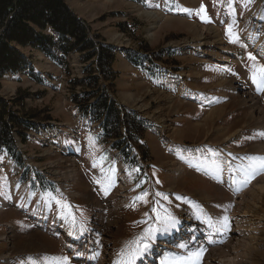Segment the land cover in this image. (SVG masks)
Listing matches in <instances>:
<instances>
[{
    "label": "rangeland",
    "instance_id": "374dc122",
    "mask_svg": "<svg viewBox=\"0 0 264 264\" xmlns=\"http://www.w3.org/2000/svg\"><path fill=\"white\" fill-rule=\"evenodd\" d=\"M64 1L89 28L90 34L99 37L100 42L116 50L119 48V52L126 57L138 58L141 70L133 67L132 72H125L118 65L116 57L113 70L118 72L117 78L113 79L111 85L99 80V85L108 88L111 99L122 109L123 114L138 123V130L130 131L136 140L125 144L126 140L122 139L127 138L128 133L121 128L119 145L122 147L120 151L113 149V139L105 142L97 134L98 128L93 123H87L82 113L71 105L73 94L81 96L84 90L95 89L96 85L88 77L96 73L85 71L86 64L79 61L77 54L67 58L69 73L65 74L42 55L28 49L22 50L26 57H30L35 73L39 74L42 82L36 83L24 75L20 80L7 76L1 81L0 99L12 100L24 96V105L32 110L34 121L38 124V130L27 132L26 143L17 141L19 161L14 162L11 158L7 160L0 155V199L10 201V207L5 206L0 212V256L10 249L9 237L11 243H20L21 250L27 244L31 249L24 254L11 255L14 257L12 264H40L36 257L41 258L42 264H55L60 260L63 262L64 257L68 258V252L60 242L45 227H38V217L48 216L46 218L49 219L52 214L59 212L68 226L73 224V218H77L87 228L93 241L98 242L94 248L100 253L107 252L108 248L112 253L106 257L111 256V260L115 261L126 245L141 236L145 228L155 224V216L151 211L153 207L159 211L167 209L177 221L186 217V210L196 215V194H209L211 198L208 200L217 210L226 207L229 193L219 186L221 166H215L211 147L223 140L220 128L224 126L233 132L242 127L237 126L236 121L249 115L238 101V93L245 95L250 92L244 80L245 74L239 72L240 75L235 77L231 74L235 72V67L226 68L229 73L232 71L225 79L226 86L233 82L235 90L226 91L217 85L224 64L212 59L201 65V56H195L190 46L193 40L201 38L200 28L218 25L223 46L243 47L240 34H246L248 17L258 14V24L264 25V0H252L251 3L247 0ZM201 5L205 6L208 22L197 14ZM151 12H156L161 20H151L147 15ZM155 23L158 28L149 38L150 28ZM207 35L214 36V31ZM225 39L235 46H229ZM230 39L235 42H230ZM250 55L255 60L250 59ZM243 63H246L244 68L248 77H252L254 66H264L248 47ZM197 70L203 74L200 84L195 82ZM47 74L51 78H47ZM241 77L243 82L239 81ZM179 90L184 94L176 97ZM190 92L195 93L196 97H206L212 101L221 95L224 98L212 104L207 103V100L205 103H195L188 99ZM88 101L91 102L92 97ZM198 121L199 129L195 127ZM253 126L251 123L249 127L253 129ZM173 128L181 129V139L168 135ZM251 129L244 130L225 144L243 161L248 158L240 156V149L254 156L247 162L251 169L246 168L238 179L240 189L247 184L243 183L244 173L257 170L261 174L264 162V157L246 148L257 142L260 136ZM77 130L81 131L79 138L72 141L69 133L76 135ZM167 145L173 146L174 153L169 152ZM57 147H62L59 149L64 158L62 162L59 161L60 157L52 154ZM253 148L256 149L257 145L254 144ZM76 149H79V153L76 152L78 154L73 153ZM192 150L211 157L198 161L191 158L186 166L184 163L187 160L182 151L188 155ZM227 155L237 164L233 172L239 174L241 163L236 161L239 159L230 152ZM177 162L182 163L184 170L173 173L171 168ZM166 163H170L171 167ZM74 171L79 175L74 178L77 181L75 184L71 180ZM124 174L127 175L128 192L124 191V197L118 200L114 195L118 194L119 177ZM256 178L251 179L252 182ZM258 181L264 185V171ZM11 183L15 184V193L10 190ZM66 183L78 196L62 194ZM22 190L29 191L27 208ZM143 193H147V203L136 199ZM156 193L167 196V200ZM253 193L257 195L258 189ZM40 198L47 202L49 213L36 218L26 217L27 209L37 213L35 209L39 207L35 206ZM56 201L66 207H61ZM254 201L258 202V197H254L252 203L258 217L264 218V208ZM8 224L13 225L16 233L10 232L12 229ZM30 236L36 241H30ZM260 242L264 244V238ZM106 262L109 263L108 260Z\"/></svg>",
    "mask_w": 264,
    "mask_h": 264
},
{
    "label": "bare ground",
    "instance_id": "6f19581e",
    "mask_svg": "<svg viewBox=\"0 0 264 264\" xmlns=\"http://www.w3.org/2000/svg\"><path fill=\"white\" fill-rule=\"evenodd\" d=\"M147 15H149L151 20H155V21L161 20V18L158 16L156 12H151L149 14L147 13ZM258 16H259L258 14H255L254 17L250 15V17H248V24L246 25V30H247L246 34L242 35L245 32L240 34L241 44L244 48L223 46L224 41L219 32L220 28L218 25L214 26L213 28L212 27L200 28L201 38H197L193 40L192 42L193 44L190 46L191 49H194L195 56L197 57L201 56L199 57L202 62L201 65L208 63V61L212 59L224 64V67H222L223 69L221 70L222 75L218 78L217 85L219 87L225 88L226 91L228 92L234 90L233 82H230L227 87L226 86L227 83L225 79L228 77V75L231 74H234L235 77L236 75H240L238 71L239 70L238 66H240L242 62H244L245 49L247 47L250 49L252 53H254L255 56L260 58V60L263 62L264 65V25L258 24L259 21ZM220 26H221V22H220ZM157 28H158L157 23L151 26L150 28L151 32L149 33V38L153 37V31L156 30ZM211 31H214V36L207 35ZM242 39L244 41H242ZM225 41L229 46H235V45H230L227 39H225ZM183 46L185 47L186 45ZM233 66L235 67L234 68L235 72L231 73L232 72L231 71L230 74L228 72V69L229 67L233 69ZM199 70H197L195 73L196 84H200L201 83L200 80H202L203 77V74L201 72H198ZM239 79L240 82H243L242 77ZM244 80L247 83V89L250 92L246 93L245 95H243L242 93H238L240 97L238 101L240 105L244 108L245 112L247 111L249 112V115L248 116L245 115L246 117H243L238 123H236L237 126L242 125V127H239V129L233 132H231L230 129L228 131V128L224 126L220 128L221 129L220 132L223 140L221 139L222 140L221 142L217 143V145L214 144V146L211 147L214 151V155L212 157H214L215 159V166L220 164L221 167L223 168V171L222 168L220 171L219 186H221L224 191L229 193L228 205L226 207H222L220 210H217L216 209L217 207L212 206V204L209 202L208 199L211 198L209 194L206 193L204 194V196L196 194L195 196L196 197L198 196L196 199L197 200L196 204L198 205L196 215L194 216L195 212L191 210H186L187 211L186 217L184 219H178V223L176 227L170 228L167 233H162V234L159 233L155 238V242L152 244L150 250L147 253H144L143 255L138 257L135 260V264H161V260L164 259L166 256L168 258H173V256H176V254H178L179 256H186L188 255L189 252L198 251L200 249L205 250L201 264H255V262H257L258 264H264V244L260 242L263 241L264 238V218L258 217L257 212L255 210V206L252 203L253 198L258 197V202L254 201V203L257 205H261L262 208H264V185L259 184L260 182L258 181L263 176L264 170H262L259 176L256 175L254 177L256 178L258 176L253 182L252 180L254 178L250 182H248L245 185V188L244 187L243 189L238 188V185L240 184L238 179L246 168L251 169L247 164V162L251 161V158H253L254 156H252V154L248 155L246 154V151L240 149L239 150L241 152L240 156L245 155L248 158L246 161H243L241 157H238L237 153H235L234 151L232 152V150L227 148V146L225 145L226 142L231 140V138H233L236 135L237 136L240 135V133L243 132L244 129L250 128L249 127L250 124L253 123L254 125L253 130L258 132L260 136L258 138V141L256 143H253L247 149L248 151L254 152L257 155L264 157V135H262L264 134V91H258V89L253 83L252 78H249L248 76L245 75ZM242 89L246 90L245 87H243ZM180 91L181 90H179L178 94L175 95L176 97L183 96L184 93ZM188 95H189L188 99L194 101L195 103L196 102L205 103V100H207L206 101L207 103L211 102L210 104H212L217 102L218 100L220 101L221 98H224V96L221 95L219 96L218 99L212 101L210 100V98L200 97V96L196 97L195 93L190 92V94ZM198 123L199 121L195 123V127L199 129L200 126L198 125ZM177 129L178 128H173V130H171L168 135L171 137H177L178 139H181V134H182L181 129L180 130ZM75 132L76 135L73 134L72 132L69 133L71 138L74 139L79 138L81 131L77 130ZM254 144L257 145L256 149L253 148ZM166 147L169 149L170 153H174L175 149H173L172 145H167ZM61 148L57 147L55 150L53 149L54 152L52 154L54 156L60 157L59 161L62 162L64 161V158L61 156L59 152V149ZM77 150L79 151V149H76V151L74 150L73 153L78 152ZM184 151L182 152L187 160V162L184 163L186 164V166H188L189 164L188 161L191 158H193L195 161H198L201 159L204 160L205 158L207 159L211 157L209 154L207 155L202 154L201 152H196L195 150L188 152V155L185 154ZM227 152H230L235 158L239 159V160L235 159L236 161H239L241 163V171L239 174H235L233 172V169L237 164L234 163V161L230 160L229 156L227 155ZM166 164L170 166V163H166ZM173 166L174 168H171V172L173 173H176L179 169L184 170V167L181 162L173 163ZM74 172H75L74 177L73 178L70 177L72 183L76 181L74 178H77L78 175L76 171ZM71 176L73 175L71 174ZM234 180L235 183L233 182ZM68 183L64 185V188L62 189V194L65 196L66 195L67 196L71 195L74 197L78 196L70 190L71 186L69 187ZM255 189H258L259 193L257 195L253 193ZM10 190L11 192H15L14 183H11ZM124 191L128 192L126 174L121 175L119 177V189H118V194L114 195L115 199L119 200V198L120 199L123 198L124 196L122 195L124 194ZM22 193L27 208L30 202L29 192L27 190H22ZM10 200H12V197ZM37 202L38 204L36 203L35 208L39 207V209L36 208V210L42 213H47L48 211L47 202L43 199H38ZM12 205L14 206L13 202ZM5 206L10 207V201L6 202L5 200L0 199V212H2L4 208H6ZM25 216L30 218L36 217V215H34V213L28 209ZM117 224L118 223H116V225ZM8 225H10L9 228L12 229L10 230V232L12 231L16 233L13 225L11 224ZM17 235L20 234L17 233ZM28 239L30 241H34V240L36 241V238L31 236ZM4 240H7V238H4ZM8 241L11 244L9 251L4 253L2 256H0V261L6 264L14 263L13 262L14 257H12L11 255L21 254V253L24 254L31 251V249H29V244L23 245L25 248L21 250L22 246L20 245L19 242H17L16 244L11 243L12 239L10 237L8 238ZM68 242L69 243L66 244L61 240L63 249L69 250V253L72 255V257L68 258L69 260L73 258L72 261L74 262L77 261L80 264H112L113 263V260H111L112 259L111 256L108 257L109 259L106 257L107 255H111L112 253V251L111 252L108 251V248H106L107 252L100 253L97 250L98 256L95 258L94 254L96 250H94V248H91L89 245L91 243L93 244L94 247L98 242L93 241L91 235L89 239L86 238V245L83 246L80 240L77 242H72L68 240ZM70 243H72L73 245H70ZM181 244L186 245V247L180 248L179 245ZM78 246H82V248L79 250ZM37 260L41 262L39 259ZM107 260L109 261V263L106 262ZM59 263L63 264L61 260ZM69 264H73V263H69Z\"/></svg>",
    "mask_w": 264,
    "mask_h": 264
},
{
    "label": "trees",
    "instance_id": "16d2710c",
    "mask_svg": "<svg viewBox=\"0 0 264 264\" xmlns=\"http://www.w3.org/2000/svg\"><path fill=\"white\" fill-rule=\"evenodd\" d=\"M24 49L48 58L65 74L69 73L67 58L77 54L79 61L86 64L85 71L96 73L88 77L96 87L84 90L81 96L73 94L71 104L90 122L100 124L102 139L105 142L113 139V149L122 147L119 145L121 128L128 133V137L122 139L126 140L125 144L136 140L130 131L138 130V123L116 106L107 87L99 85V80L111 85L117 78L118 72L113 70L115 49L100 42L94 33L90 34L89 28L73 14L64 0H0V90L1 81L8 75H24L41 83L30 57L23 54ZM133 64L137 65V60ZM47 76L51 78V75ZM23 98L0 99V154L12 157L15 162L19 161L17 141L26 143L27 132L38 130L35 116L25 107Z\"/></svg>",
    "mask_w": 264,
    "mask_h": 264
},
{
    "label": "snow or ice",
    "instance_id": "6c2138e0",
    "mask_svg": "<svg viewBox=\"0 0 264 264\" xmlns=\"http://www.w3.org/2000/svg\"><path fill=\"white\" fill-rule=\"evenodd\" d=\"M248 3H251L252 0H247ZM183 11H189L184 9ZM198 15H201V18L208 22L206 19V9L204 5H201L200 9L197 12ZM230 33V29L227 30ZM230 42H235V40L230 39ZM252 60H255V57L250 55L249 57ZM253 82L257 85L259 91H264V66H254ZM264 135V134H262ZM95 166V165H93ZM262 170H264V162L261 165ZM256 175H259V171L252 170L244 173L243 183H248L251 179H253ZM235 183V180L233 181ZM157 196H161L162 199L167 200V196H163L161 193H156ZM147 193H143L141 196L136 199L143 200L147 203L145 197ZM177 199H182L181 197H177ZM58 205H60V201H56ZM61 207H66V205H60ZM152 213L155 216V224L145 228L144 233L137 237L135 240L130 242V244L126 245L124 249H122L118 254V259L113 261V264H135V260L147 253L152 244L155 242V238L158 233H167L170 228H175L178 221L167 209H163V211H159L156 207L152 208ZM147 215V213L145 214ZM147 223V221H144ZM73 224H75V218H73ZM83 231V227L81 228ZM72 234L71 232L69 233ZM180 248H185L186 245H179ZM204 249H200L198 251L189 252L187 256H173L170 260L167 256L161 260V264H201V260L204 254ZM63 264H68V258H63Z\"/></svg>",
    "mask_w": 264,
    "mask_h": 264
},
{
    "label": "crops",
    "instance_id": "0c3cea01",
    "mask_svg": "<svg viewBox=\"0 0 264 264\" xmlns=\"http://www.w3.org/2000/svg\"><path fill=\"white\" fill-rule=\"evenodd\" d=\"M117 58H118V65L125 71V72H132V70H133V67H132V65L130 64V62L127 60V59H124V58H126L125 56H123V55H117ZM115 63H116V61H115ZM242 119V118H241ZM241 119H238L237 121H236V123H238ZM246 129H251V128H246ZM246 129H244V130H246ZM251 130H253V129H251ZM255 131V130H254ZM244 132V131H243ZM253 143H256V142H253ZM252 143V144H253ZM251 144V145H252ZM250 145V146H251ZM249 146H246V148H248Z\"/></svg>",
    "mask_w": 264,
    "mask_h": 264
}]
</instances>
